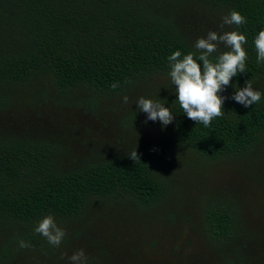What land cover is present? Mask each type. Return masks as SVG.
Listing matches in <instances>:
<instances>
[{
  "label": "trees",
  "instance_id": "16d2710c",
  "mask_svg": "<svg viewBox=\"0 0 264 264\" xmlns=\"http://www.w3.org/2000/svg\"><path fill=\"white\" fill-rule=\"evenodd\" d=\"M232 10L246 22L221 28ZM262 28L264 0H0V264H70L77 249L87 264H264ZM209 30L244 34L247 60L205 127L168 57ZM246 80L262 93L247 108L232 99ZM140 96L173 121L148 120ZM46 215L59 247L34 230Z\"/></svg>",
  "mask_w": 264,
  "mask_h": 264
},
{
  "label": "clouds",
  "instance_id": "9594fccd",
  "mask_svg": "<svg viewBox=\"0 0 264 264\" xmlns=\"http://www.w3.org/2000/svg\"><path fill=\"white\" fill-rule=\"evenodd\" d=\"M246 18L238 11L232 10L222 17L221 28L224 25H242ZM247 43L246 36L239 31H212L206 36L198 37L194 48L195 52L189 51L182 55L180 50L172 52L168 57L170 64V77L172 85H175V93L179 105L187 117L205 127H209L212 120L224 115L223 103L226 97L219 95L230 85L231 80L238 73L246 72L247 52L244 45ZM223 44L224 51L218 52V46ZM257 63L264 62V28L260 29L254 37ZM232 99L244 107L252 106L261 100L262 93L255 90L251 80H246L244 86L236 87ZM115 89L118 84L113 83ZM123 103H129V97L122 98ZM138 109L147 114V119L159 120L162 125L171 123L174 119L173 112L164 106L160 100H152L140 96L135 101ZM132 160L139 159L136 148L128 155ZM35 232L42 235L49 244L59 247L66 236V230L60 227L52 215L44 216L36 225ZM21 248L31 245L19 241ZM70 264H87L88 257L84 249L75 250L68 256Z\"/></svg>",
  "mask_w": 264,
  "mask_h": 264
}]
</instances>
